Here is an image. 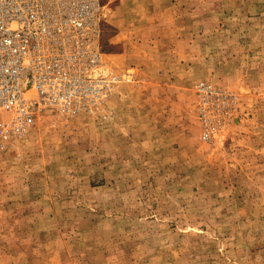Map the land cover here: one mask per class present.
Wrapping results in <instances>:
<instances>
[{
	"label": "rangeland",
	"instance_id": "rangeland-1",
	"mask_svg": "<svg viewBox=\"0 0 264 264\" xmlns=\"http://www.w3.org/2000/svg\"><path fill=\"white\" fill-rule=\"evenodd\" d=\"M102 1L110 97L0 143V264H264V0Z\"/></svg>",
	"mask_w": 264,
	"mask_h": 264
},
{
	"label": "built area",
	"instance_id": "built-area-1",
	"mask_svg": "<svg viewBox=\"0 0 264 264\" xmlns=\"http://www.w3.org/2000/svg\"><path fill=\"white\" fill-rule=\"evenodd\" d=\"M104 5L102 0H0L3 147L23 139L47 110L65 118L92 114L110 97L117 80L101 72Z\"/></svg>",
	"mask_w": 264,
	"mask_h": 264
},
{
	"label": "bare ground",
	"instance_id": "bare-ground-1",
	"mask_svg": "<svg viewBox=\"0 0 264 264\" xmlns=\"http://www.w3.org/2000/svg\"><path fill=\"white\" fill-rule=\"evenodd\" d=\"M69 1V0H68ZM105 11V10H104ZM103 16H104V13H103ZM101 72H103L104 74H107L108 72V69L107 67L105 66L104 68L101 69ZM98 74L96 73H93V76H97ZM25 88H27V86H25Z\"/></svg>",
	"mask_w": 264,
	"mask_h": 264
}]
</instances>
